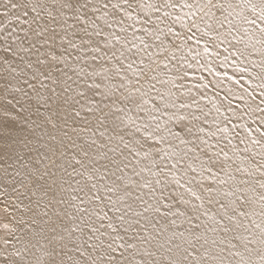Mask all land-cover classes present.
I'll return each mask as SVG.
<instances>
[{"label": "snow or ice", "instance_id": "6c2138e0", "mask_svg": "<svg viewBox=\"0 0 264 264\" xmlns=\"http://www.w3.org/2000/svg\"><path fill=\"white\" fill-rule=\"evenodd\" d=\"M0 264H264V0H0Z\"/></svg>", "mask_w": 264, "mask_h": 264}, {"label": "bare ground", "instance_id": "6f19581e", "mask_svg": "<svg viewBox=\"0 0 264 264\" xmlns=\"http://www.w3.org/2000/svg\"><path fill=\"white\" fill-rule=\"evenodd\" d=\"M222 55H227V53H222ZM217 67H218V65H217ZM218 70L221 71V72L227 71L230 75L233 74V69H232L231 66H229V67H227V68H218ZM203 74H204L205 76H207L208 79H211V77L208 76L207 73H203ZM221 94H223V93H221ZM209 95H211V93H210ZM234 103H242V101H235Z\"/></svg>", "mask_w": 264, "mask_h": 264}]
</instances>
